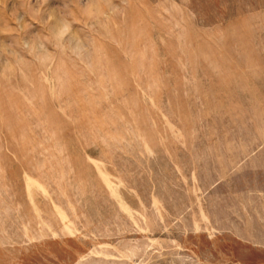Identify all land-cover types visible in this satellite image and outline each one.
<instances>
[{
  "label": "rangeland",
  "instance_id": "rangeland-1",
  "mask_svg": "<svg viewBox=\"0 0 264 264\" xmlns=\"http://www.w3.org/2000/svg\"><path fill=\"white\" fill-rule=\"evenodd\" d=\"M0 264H264V0H0Z\"/></svg>",
  "mask_w": 264,
  "mask_h": 264
}]
</instances>
